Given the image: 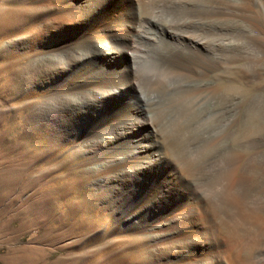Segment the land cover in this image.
I'll use <instances>...</instances> for the list:
<instances>
[{
    "label": "bare ground",
    "instance_id": "1",
    "mask_svg": "<svg viewBox=\"0 0 264 264\" xmlns=\"http://www.w3.org/2000/svg\"><path fill=\"white\" fill-rule=\"evenodd\" d=\"M10 1L22 7L7 21L11 29L19 30L10 38L17 42L12 41L8 51L16 43L26 48L25 89L45 91L26 103L36 104L42 116L56 122L57 143L63 141L68 156L87 158L90 200L101 209L102 221L132 235L143 232L135 235L145 247L141 259L146 264H264V233L243 240L219 235V223L212 217L214 201L210 204L201 191L195 173L182 169L180 161V172L166 163L164 124L161 128L157 121L158 114L167 111L165 103L173 105L171 100L161 101L162 93L156 100L139 87L138 62L151 50L172 74L185 76L180 85L196 95L190 102L195 110L204 106L200 90L217 85V59L223 62L221 82L228 87L231 65L226 53L232 43L225 36L199 38L197 30L208 17L204 9L199 12L200 0ZM165 1L177 14L179 30L156 15ZM244 12L250 21L260 23L250 8ZM34 39L36 51L28 43ZM126 105L136 113L138 125L127 134L118 124ZM236 162L227 172V194L234 182H246L245 163ZM165 169L169 171L163 173ZM237 198V204L246 205L243 195ZM254 218L264 223L260 211Z\"/></svg>",
    "mask_w": 264,
    "mask_h": 264
},
{
    "label": "rangeland",
    "instance_id": "2",
    "mask_svg": "<svg viewBox=\"0 0 264 264\" xmlns=\"http://www.w3.org/2000/svg\"><path fill=\"white\" fill-rule=\"evenodd\" d=\"M21 7L0 0V264H146L141 259L145 247L135 235L143 232L132 235L102 221L101 209L90 200L87 158L68 156L63 141L57 143L56 122L26 103L45 91L25 89L26 48L16 43L8 51L17 42L10 38L19 34L8 22ZM245 8L260 23L250 21ZM203 9L208 17L197 30L199 38L225 36L232 43L226 53L228 87L221 82L223 62L217 59V85L200 90L204 106L195 110L190 102L196 95L180 85L185 76L172 74L154 50L138 62L139 87L143 95L173 102L172 107L165 103L167 113L156 118L161 128L164 124L165 161L173 171H179L180 161L182 169L195 173L201 191L210 204L214 201L218 234L256 239L264 233V223L254 218L258 211L264 216V0H200L199 12ZM156 15L175 30L181 28L167 1ZM36 41L28 40L33 51ZM241 159L246 182H234L227 194V172ZM240 195L246 205L236 203Z\"/></svg>",
    "mask_w": 264,
    "mask_h": 264
},
{
    "label": "snow or ice",
    "instance_id": "3",
    "mask_svg": "<svg viewBox=\"0 0 264 264\" xmlns=\"http://www.w3.org/2000/svg\"><path fill=\"white\" fill-rule=\"evenodd\" d=\"M38 30L39 29H35L34 31ZM112 86L116 87L117 91H120V88L117 85L113 84ZM135 115L136 113L130 105H126L125 108L122 110L118 118V124L121 126V129L125 134L138 127L134 119Z\"/></svg>",
    "mask_w": 264,
    "mask_h": 264
}]
</instances>
